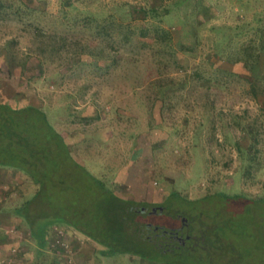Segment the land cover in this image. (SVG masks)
Returning <instances> with one entry per match:
<instances>
[{"label": "rangeland", "instance_id": "1", "mask_svg": "<svg viewBox=\"0 0 264 264\" xmlns=\"http://www.w3.org/2000/svg\"><path fill=\"white\" fill-rule=\"evenodd\" d=\"M0 103L22 110L0 109V161L38 183L25 211L97 237L8 219L0 264H264V0H0ZM137 164L141 199L118 188ZM177 216L193 218L185 247L124 252L158 255L120 220L169 232Z\"/></svg>", "mask_w": 264, "mask_h": 264}, {"label": "crops", "instance_id": "2", "mask_svg": "<svg viewBox=\"0 0 264 264\" xmlns=\"http://www.w3.org/2000/svg\"><path fill=\"white\" fill-rule=\"evenodd\" d=\"M80 131L82 132V134L86 133V132H90V133L92 132V131L88 130L87 128H73L72 127V129H68L67 133L71 134L69 136H72V134H73L74 137H77V136H80V134H81ZM94 131H95V129H94ZM58 133L60 134V132H58ZM61 136H63V135H61ZM66 136H68V135H66ZM151 152H152V150L148 151L147 153L144 150H142L140 153H142L143 157H146L145 154H149ZM69 157L71 159L74 158V160H75V157L73 154H69ZM78 164H81V167H84V165L82 163H80L79 161H78ZM135 167L138 170V177L136 176V178H135V176L133 175L134 177L130 178V176H131L130 173L132 171L127 172L126 179L119 180V182L126 185V187L125 186H122V187L118 186V188H121V189H119L120 193L122 190L126 194H130V193H133L135 195L139 194V197L141 199L144 196V194L149 193V190H152V189L150 188V186L147 185L148 179H147L146 174H145V172L147 171V169H146L147 166H144V165L141 166V164H137ZM128 174H130V175L128 176ZM137 178L141 182L138 181L139 182V186L137 189L138 191L137 190L135 191L133 188V185L132 184L130 185V183L132 182V179L136 180ZM0 181H3V183H4L3 185L0 184V228H2V229L8 228L9 225L7 224L6 221L8 219H14L16 226L21 224L23 228L26 227L29 230V235H31L32 238H35L36 236L32 235L31 229L37 231V233L39 234V237H36V238H38V239H43V238L51 239L52 237H54V238H63V239L67 238V239H75V240H83V239H90L91 240V239L97 238L96 236L90 234L85 229V227H83L82 225H80V224H79L80 226L74 225L73 221L69 222L67 220L63 221L60 219H57V220L51 219L50 221H46L47 219L40 220V218L38 217V212L33 211V210L30 211V213H28L31 216L32 223L34 225L31 227L28 224V221L26 220V218L22 215V210L26 206H28V205H26V204H28V201H23L21 198L23 196L26 197L28 194H31L33 192L31 195V197H32L34 192H36L38 189L37 188L38 183H34V179H33V177H31V173L27 172L26 170H23L16 163L15 164L10 163V164H6V165H0ZM33 185H35V187H32ZM150 194H151V192H150ZM153 195H154V193L152 194V196ZM11 197L13 198V200ZM18 199H19V202L17 203ZM153 200H155L156 202H159V200H157L154 196H153ZM12 201H14L13 204L11 203ZM20 202H21V204H19ZM61 222H63V223H61ZM59 224H67V225L62 226ZM57 231L61 232V234L59 235ZM50 232L53 234L52 237L49 234ZM80 247H81V245H80Z\"/></svg>", "mask_w": 264, "mask_h": 264}, {"label": "trees", "instance_id": "3", "mask_svg": "<svg viewBox=\"0 0 264 264\" xmlns=\"http://www.w3.org/2000/svg\"><path fill=\"white\" fill-rule=\"evenodd\" d=\"M26 107H28V109H30V110H34L35 109V111L37 112V114H38V116L40 117V119H43V120H45V117H44V113L42 112V111H39L37 108H34L32 105H28V106H26ZM24 108V107H23ZM0 109H1V111H3L6 115H9V116H7V117H9L10 119H12V120H14V116H15V113H20V112H22V110H19V109H17V108H15L16 110H14V108H11L8 104H1L0 103ZM22 109V108H21ZM14 115V116H13ZM7 164H9V163H7ZM0 165H6V162H3V161H0ZM29 203V202H28ZM26 205H28V204H26ZM25 205V206H26ZM24 206V207H25ZM23 207V208H24ZM22 208V209H23ZM27 208V206L22 210V214H23V211H25V209ZM126 208L129 210L130 209V207L129 206H124V205H122V204H117V206H116V213H117V215H118V217H121L123 214H126ZM133 209H131V211L133 210L134 211V213H136V214H144V211H141L140 210V208L139 207H137V206H133L132 207ZM28 213H30V211H25V214L23 215L25 218H26V220L28 221V224L32 227V226H34L33 225V223H32V218H31V216L28 214ZM115 213V214H116ZM146 222L145 221H137L136 220V222H135V220H129V219H126L125 220V223H123V224H121V220H120V222H119V225H118V227H119V229L121 230V229H123L122 227H123V225L125 226V228L127 229V227H129L130 228V230L132 229V228H135L136 230L134 231V233H135V235L133 234V239L135 240V241H137V242H140V241H142V240H144V241H149V240H147L146 238H144L143 237V231H144V229L146 228V224H145ZM31 229V228H30ZM31 232H32V235H34V236H36V237H39V234L37 233V231H35V230H33V229H31ZM149 243H151V245H153V247L155 246L156 247V249H157V252H158V255H155V256H150L146 251H145V249H142V247H140V251L138 250V251H136V250H134V251H132V249H126V250H124V252H129V253H131L132 255L134 254V255H138V256H140V257H142V258H147V259H149V260H154V261H164L163 260V258H160V257H162L165 253H163L162 252V247H159L158 246V244L157 243H155V242H151V241H149ZM139 244V243H138ZM141 246H144V245H141ZM145 247H147V246H145ZM147 249V248H146ZM128 250V251H127ZM13 251H15L14 249H13ZM166 253H169V252H166ZM173 264H179V263H173Z\"/></svg>", "mask_w": 264, "mask_h": 264}, {"label": "flooded vegetation", "instance_id": "4", "mask_svg": "<svg viewBox=\"0 0 264 264\" xmlns=\"http://www.w3.org/2000/svg\"><path fill=\"white\" fill-rule=\"evenodd\" d=\"M158 210L155 208H152L150 211H145L149 213H157V214H163L165 210L168 209L167 206H157ZM179 220V225L175 228H171L169 232H166L165 230H159L158 228L152 227V225L149 222H146V228H151L152 231H159L160 233H155L156 236H161V240L157 243L159 247H162V252H172V249L174 248H182L185 247L189 241L192 239L191 235L187 233V231L190 228V225L193 223V218H182L180 216H177ZM168 239H164L167 238ZM147 240L151 241L153 240V237L148 235L146 237ZM171 240H175L177 244L170 243Z\"/></svg>", "mask_w": 264, "mask_h": 264}, {"label": "built area", "instance_id": "5", "mask_svg": "<svg viewBox=\"0 0 264 264\" xmlns=\"http://www.w3.org/2000/svg\"><path fill=\"white\" fill-rule=\"evenodd\" d=\"M58 232V234L60 235L61 234V232H59V231H57ZM63 238H56V242L58 243L60 240H62ZM61 245H63L62 247H61ZM58 246H60L62 249H65V250H67L68 249V246L66 245H64L63 243H61V244H58ZM67 247V248H66Z\"/></svg>", "mask_w": 264, "mask_h": 264}]
</instances>
